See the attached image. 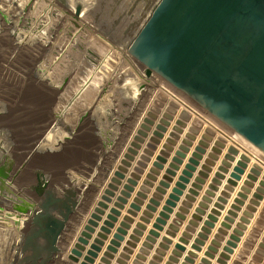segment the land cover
Here are the masks:
<instances>
[{
  "label": "rangeland",
  "instance_id": "rangeland-1",
  "mask_svg": "<svg viewBox=\"0 0 264 264\" xmlns=\"http://www.w3.org/2000/svg\"><path fill=\"white\" fill-rule=\"evenodd\" d=\"M2 1L3 44L17 53L19 69L5 74L16 81L15 88L0 92L18 101L12 130L33 153V174L24 173L12 194H0V264H15L21 255L33 253L23 251L27 236L28 245L40 250L37 241L44 233L35 228L34 216L47 213L39 204L48 193L55 195L52 199L74 198L66 227H98L94 241L99 244L106 241L108 228L132 223L130 217L123 221L122 211L135 216L140 199L161 191L155 186L156 169L176 160H170V152L183 119L190 116L187 106L162 87L192 104L165 80L158 86L154 74L144 78L120 42L132 21L143 11L149 14L146 0ZM145 82L146 89L139 90ZM167 131L172 138L164 140ZM57 203L49 210L64 219ZM58 204L65 209L63 200ZM164 216L152 226L161 227ZM78 235L80 242L91 236L85 231ZM168 242L164 237L163 247ZM39 243L44 245V239ZM253 243L258 251L248 264H264V222Z\"/></svg>",
  "mask_w": 264,
  "mask_h": 264
},
{
  "label": "water",
  "instance_id": "water-1",
  "mask_svg": "<svg viewBox=\"0 0 264 264\" xmlns=\"http://www.w3.org/2000/svg\"><path fill=\"white\" fill-rule=\"evenodd\" d=\"M146 1L149 14L143 11L141 17L132 21L120 38L129 54L145 66L148 77L159 74L264 155V0ZM196 150L200 151L201 147L197 146ZM196 155L194 153L193 158L189 159L187 168H192V163H196ZM250 157H254V162L240 191L210 240L204 252L206 257H202L198 264H211L207 258L215 257L238 211L246 204V210L239 216V221L222 247L223 251L216 258L218 264H229L231 255L264 199V161L260 158L241 154L231 178H241L240 174L244 172ZM183 173L186 175L188 171ZM261 174L262 180L255 185ZM0 175L6 177L7 173L0 169ZM216 176L219 177L220 173H216ZM184 179L182 176L176 182L166 204L175 205L174 200L181 192L179 187H183L181 182ZM254 186L252 197L245 203ZM54 196L48 193L39 204L47 213L34 216L35 228L39 227V234L44 233L39 239H44L45 244L40 245L38 239L40 250L35 252L34 247L28 245L27 236L23 251L32 250L33 253L31 256H22L20 264L39 257L42 258L38 264H48L56 251L59 237L66 227V219L77 201L71 196L52 199ZM71 198L75 201L73 207L69 204ZM62 200L66 203L63 207L67 208L68 213L64 215L61 210L64 219H59L49 209L56 201ZM152 202L159 205L155 200ZM164 214V211L160 212V215ZM16 224L19 222L16 221ZM199 236L202 237L201 234ZM195 243L202 245L199 239ZM175 248L186 250L183 241L175 243ZM193 248L199 249L197 245H193ZM185 261L192 262L190 257H186Z\"/></svg>",
  "mask_w": 264,
  "mask_h": 264
},
{
  "label": "crops",
  "instance_id": "crops-1",
  "mask_svg": "<svg viewBox=\"0 0 264 264\" xmlns=\"http://www.w3.org/2000/svg\"><path fill=\"white\" fill-rule=\"evenodd\" d=\"M179 98L174 97L176 101L183 103H180L181 106H185L186 103ZM185 110L190 116L187 115L183 119V130L177 145L170 152V160L172 158L176 160L164 164L162 170L156 169L155 186H161V191H156V194L148 199H140V208L135 216L125 210L122 211L123 221L130 217L133 222L108 228L106 241L100 244L94 241L98 239V227H90V231L78 227L64 228L57 249L48 264H198L202 257H206L204 252L207 251L210 240L227 214L233 198L240 191V186L254 162V157H250L251 160L244 167V172L240 174L241 178L232 179L231 174L240 155H255L263 161L264 155L214 117L207 116L203 110L191 108L189 105ZM178 118L177 115L172 121ZM168 137L172 138L170 131L165 133L164 140ZM197 146L201 147L200 151L196 150ZM159 149L163 147L160 146ZM177 152L179 155L175 156ZM194 153L197 154L194 157L196 163H192V168H187L186 165ZM185 170L188 171L186 175L183 173ZM163 173L165 178L162 177ZM216 173H220V176H216ZM182 176L185 177L181 182L183 187H179L181 192L174 200L175 205L170 206L165 201ZM161 180L164 182L159 183ZM260 180L262 174L258 176L255 185H258ZM254 191L255 186L248 193L245 203H248ZM150 199L157 201L159 205L150 204ZM245 205L238 211V216L228 229V234L225 235L215 257L207 258L211 264H218L216 258L223 251L222 247L235 223L239 221V216L246 210ZM161 211L165 212L162 218V223L165 224L160 223L161 227L154 228L153 223L162 217ZM210 216L212 218L209 219ZM263 222L264 199L234 254L231 255L229 264H248L257 254L258 244H254L253 240ZM84 231L91 236L85 238V242H80L78 234ZM164 237L170 240L166 247L162 245ZM196 239L202 241V245L196 244ZM179 241L185 243V251L175 248V243ZM193 245H197L199 249L193 248ZM95 246L98 248L94 249ZM186 257H190L192 262H186Z\"/></svg>",
  "mask_w": 264,
  "mask_h": 264
},
{
  "label": "built area",
  "instance_id": "built-area-1",
  "mask_svg": "<svg viewBox=\"0 0 264 264\" xmlns=\"http://www.w3.org/2000/svg\"><path fill=\"white\" fill-rule=\"evenodd\" d=\"M2 10H5V8L3 6V1L0 0V90L1 91L4 89L15 88L16 81H13L12 77L11 78L9 77V74H7L6 76L5 74L16 72L19 69L17 68V64H18L16 60L17 53L11 49H8L6 44L5 45L3 44L4 43L3 40L6 39H4L5 36H4V32L2 31V25H3ZM11 24L15 26L14 21H12ZM13 30L15 31L14 27ZM132 58L135 59L134 57ZM135 62L140 66L141 70L143 71V76H145L146 75L145 66L139 64V62L136 59ZM154 75L156 77V82H157L156 84L158 86L162 85L161 79L163 78L157 73H154ZM166 83L168 82L166 81ZM147 85H148L147 82L142 83L141 85H139L140 86L139 90H145L146 89L145 86ZM173 88L176 90L175 87ZM162 89L165 90V92L172 95L173 97H177V93L174 90L169 88L170 91H167V89L163 87ZM4 106H8L6 111L3 109ZM17 108H18V101L14 97H12L10 94L9 95L6 94L3 96L0 92V169H3V171L7 173L6 177L0 175V194L1 193L12 194L13 193L12 191L14 190L13 188L18 185L19 179L20 177H22V175H24V173L25 175H30V176L33 174L32 173L33 153L31 152L29 153L28 148H26L28 146L20 144L17 135L12 130V125H11L13 118L12 113H14ZM4 111L6 112L5 114ZM20 258H22V255ZM15 264H20V263L16 262Z\"/></svg>",
  "mask_w": 264,
  "mask_h": 264
},
{
  "label": "bare ground",
  "instance_id": "bare-ground-1",
  "mask_svg": "<svg viewBox=\"0 0 264 264\" xmlns=\"http://www.w3.org/2000/svg\"><path fill=\"white\" fill-rule=\"evenodd\" d=\"M144 78H146L145 76H144ZM168 87V86H167ZM163 93V92H162ZM184 94V93H183ZM185 95V94H184ZM186 96V95H185ZM186 97H188V96H186ZM179 98V97H178ZM181 98V97H180ZM179 98V99H180ZM189 98V97H188ZM169 99V98H168ZM182 100V99H181ZM169 101V100H168ZM183 101V100H182ZM189 101H190V103L192 104V106L190 105V104H187V106L189 105L191 108L192 107H196L197 109H199V110H202L201 108H199V106L197 105V104H195V102H193L190 98H189ZM179 103H182V102H179ZM183 104V103H182ZM186 106V105H185ZM182 107V106H181ZM164 112V111H163ZM217 123V122H216ZM221 126V125H220ZM219 126V127H220ZM157 128V127H156ZM16 188V187H15ZM15 191V190H14ZM13 191V192H14ZM28 191V190H27ZM6 195V194H5ZM4 196V195H3ZM7 196H8V194H7ZM0 197H2V196H0ZM2 201V200H1ZM5 202H7V199L5 200ZM59 203V202H58ZM57 203V206H56V211L58 210L59 212H61V210L63 211V214L64 215H67V213H68V210H67V208H65L64 210L59 206V204ZM65 203V202H64ZM66 204V203H65ZM70 206L72 207V203H71V201H70ZM9 207V206H8ZM6 212V211H5ZM90 213V212H89ZM8 214H9V212H8ZM7 214V215H8ZM3 215V213L1 214V216ZM5 215V214H4ZM70 215V214H69ZM68 215V216H69ZM6 216V215H5ZM2 217H4V216H2ZM8 217V216H7ZM86 218V217H85ZM88 218V217H87ZM1 220L0 221H2V218H0ZM3 222V221H2ZM3 262V261H2Z\"/></svg>",
  "mask_w": 264,
  "mask_h": 264
}]
</instances>
